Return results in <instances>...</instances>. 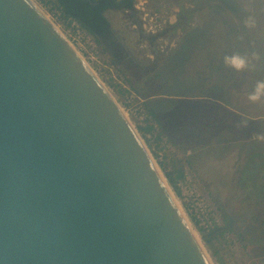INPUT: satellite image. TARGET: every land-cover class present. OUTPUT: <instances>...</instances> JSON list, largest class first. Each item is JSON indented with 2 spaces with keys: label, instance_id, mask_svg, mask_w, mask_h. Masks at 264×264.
Here are the masks:
<instances>
[{
  "label": "water",
  "instance_id": "obj_1",
  "mask_svg": "<svg viewBox=\"0 0 264 264\" xmlns=\"http://www.w3.org/2000/svg\"><path fill=\"white\" fill-rule=\"evenodd\" d=\"M158 168L39 10L0 0V264H212Z\"/></svg>",
  "mask_w": 264,
  "mask_h": 264
},
{
  "label": "rangeland",
  "instance_id": "obj_2",
  "mask_svg": "<svg viewBox=\"0 0 264 264\" xmlns=\"http://www.w3.org/2000/svg\"><path fill=\"white\" fill-rule=\"evenodd\" d=\"M33 1L112 94L154 163L159 167L136 128L146 121L154 128L148 138L158 160L170 170L172 160L179 161L184 175L177 183L180 193L176 194L168 185L210 262L220 264L221 259L222 264H264V97L255 103L248 100L257 82L264 81V0H233L244 16L231 12L221 0H146L143 7L150 17H161L162 27L176 23L180 28L175 39L168 40L176 48L167 51L169 54L142 79L133 78L116 66L103 46L76 21L63 19L53 0ZM184 9L188 10L187 15ZM249 16L255 19L254 27L245 26ZM109 17L116 24L119 22L116 12H110ZM118 33L122 30L118 29ZM143 45L141 42L140 46ZM233 54L244 56L249 66L236 71L226 65L224 56ZM137 56L140 59V53ZM149 56L152 60L153 56ZM174 101L201 104L207 111L203 118L188 122L190 128L197 123V129L187 137L184 131L173 127L176 124L180 128L175 116L179 109ZM210 103L259 125L243 143L226 149L222 157L216 151L208 154V134L203 133L204 127H208L205 119L213 117L208 116ZM150 107H156L161 124L149 114ZM217 113L218 121L221 113ZM166 119L170 120L168 126ZM158 133L159 142L155 140ZM229 134L232 131H219L220 138L227 139ZM199 229L206 233L213 229L224 232L213 241V246H208ZM215 250L217 255L212 254Z\"/></svg>",
  "mask_w": 264,
  "mask_h": 264
},
{
  "label": "trees",
  "instance_id": "obj_3",
  "mask_svg": "<svg viewBox=\"0 0 264 264\" xmlns=\"http://www.w3.org/2000/svg\"><path fill=\"white\" fill-rule=\"evenodd\" d=\"M99 4L91 5L89 2L84 0H53L55 8L59 11L61 17L63 19H70L76 21L79 26L87 33L92 35L94 39L99 43V39L97 37V31L99 32L102 27H106L109 25V21L106 17L101 14L103 9L116 7L121 2L117 0H98ZM130 4V0H127V5ZM97 29V30H96ZM125 72V71H124ZM130 82V80H127ZM173 103L175 106H178V114L175 115L179 118L180 128L178 125L174 124L173 127L184 131V135L187 137L188 134L192 133L197 129V123L193 124L194 128L188 127V122L196 121L197 118L206 115L207 111L203 110L201 104H197L194 102H186V101H174ZM183 102V103H182ZM172 104V105H173ZM156 107L149 108V114L151 117L160 123L159 118L157 117ZM220 112V119L217 121V112ZM213 115L211 118L212 120L205 119L208 122L207 125L204 127L206 130L203 133L208 134V154L211 151H216L215 153L222 157L221 155L224 154V151L231 146H238L237 144L243 143L244 139L249 138L251 132L254 130L253 128H259V125L250 120H245L237 116L233 111L229 110L226 107H223L219 104L210 103L208 104V116ZM203 118V117H202ZM167 126L170 125V120L166 119ZM144 126L140 124L136 125L137 130L139 131L140 135L146 142L147 146L151 150L154 158L157 160L159 167L161 168L165 178L167 179L168 184L174 190L176 194H179V187L177 186L178 180L183 178V170L182 166L179 164V161L172 160L171 167L172 169L166 168V165L158 160V153L156 150L151 147L150 140L148 138V134L152 133L154 128L153 125L149 124L147 121ZM161 124V123H160ZM164 131L167 130V127H162ZM176 129V130H177ZM226 129V130H225ZM223 130L224 132H228L229 130L232 131V135L229 134L228 138H220L219 131ZM201 133V132H199ZM201 136V134H200ZM157 142L160 141V133H158L155 137ZM211 144V146H210ZM239 148V147H238ZM203 151V150H201ZM200 152V151H199ZM198 152V153H199ZM222 152V153H221ZM197 155V152H196ZM197 157V156H196ZM187 163L190 165L191 160L187 159ZM212 230V229H211ZM213 229L212 232H205L202 229H199L204 242L208 246H213V241L217 240V238L224 232V231H217ZM213 255H217L218 252L215 250ZM222 264L221 259L218 261Z\"/></svg>",
  "mask_w": 264,
  "mask_h": 264
},
{
  "label": "flooded vegetation",
  "instance_id": "obj_4",
  "mask_svg": "<svg viewBox=\"0 0 264 264\" xmlns=\"http://www.w3.org/2000/svg\"><path fill=\"white\" fill-rule=\"evenodd\" d=\"M91 5L99 4L98 0H84ZM121 3L116 7L103 9L101 14L109 21L108 26L102 27L100 31H97V37L99 34H103L110 40V48L112 55L109 56L114 61L116 66L122 67V69L129 73L133 78L142 79L148 75L151 70L169 53L171 49H175V45L168 42L170 39H175L176 33L179 32L180 26L173 23L172 26L165 25L159 22L160 16L148 15L147 10L143 5L147 4L146 0H130V4L127 5V0H117ZM225 6L234 14L244 16L241 11H238V7L233 0H221ZM139 5L142 6L139 8ZM190 5V4H189ZM191 8V6H189ZM191 10H189L190 12ZM194 10H192L193 12ZM110 12H116L119 15L118 25L110 17ZM184 14L187 15L188 10L184 9ZM184 16V23H187V18ZM172 23V21H170ZM118 29L122 30V33H118ZM97 30V29H96ZM174 30V33H170ZM99 39V37H98ZM100 41V39H99ZM143 46H140V43ZM104 50L103 43L99 42ZM166 45H161V44ZM135 48L139 50L135 53ZM106 51V50H105ZM107 52V51H106ZM140 53V59L139 55ZM143 54V56H142ZM151 54L153 57L150 60Z\"/></svg>",
  "mask_w": 264,
  "mask_h": 264
},
{
  "label": "clouds",
  "instance_id": "obj_5",
  "mask_svg": "<svg viewBox=\"0 0 264 264\" xmlns=\"http://www.w3.org/2000/svg\"><path fill=\"white\" fill-rule=\"evenodd\" d=\"M255 23V19L251 16L245 20V26L249 28L254 27ZM224 63L236 71L244 70L249 66L248 60L239 54L225 55ZM262 97H264V81L257 82L254 91L249 94L248 100L255 103L260 101Z\"/></svg>",
  "mask_w": 264,
  "mask_h": 264
},
{
  "label": "bare ground",
  "instance_id": "obj_6",
  "mask_svg": "<svg viewBox=\"0 0 264 264\" xmlns=\"http://www.w3.org/2000/svg\"><path fill=\"white\" fill-rule=\"evenodd\" d=\"M38 10L39 12L50 22V24L58 31V33L65 39V41L71 46V48L76 52V54L81 58V60L86 64V66L90 69V71L93 73V75L96 77V79H98V81L103 85V87L105 88V90L109 93V95L111 96L112 100L115 102V99L114 97L112 96V94H110V92L107 90V88L104 86V84L102 83V81L100 80V78L96 75V73L92 70V68H90V66L88 65V63L86 62V60L81 56V54L76 50V48L73 46V44L66 38V36L61 32V30L58 29V27L42 12V10L37 6V4L33 1V0H29ZM115 104L117 105V107L119 108V110L121 111V113L124 115V117L127 119L126 117V114L123 113V111L121 110V108L118 106L117 102H115ZM141 140V138H140ZM159 170V169H158ZM161 175V173H160ZM162 177V180L164 181L165 183V179L163 176ZM167 185V184H166ZM168 190L170 192V196L172 197L175 205L177 206V208L179 209L180 213L182 214V216L184 217L186 223L188 224L189 228L191 229L192 231V234L194 235L195 239L200 243V245L202 246L200 240H199V237H198V234L196 231H194V229L191 228V225L187 219V217L185 216L182 208H181V205H179V202L178 199L174 196V194L172 193L171 189L169 188L168 186ZM202 248L204 249V247L202 246ZM205 251V250H204ZM206 254V252H205ZM207 256V254H206ZM208 257V256H207ZM209 259V258H208ZM210 261V260H209ZM211 263V262H210Z\"/></svg>",
  "mask_w": 264,
  "mask_h": 264
}]
</instances>
